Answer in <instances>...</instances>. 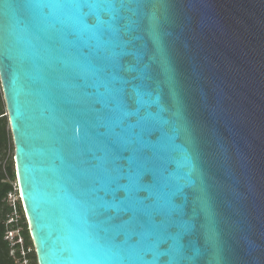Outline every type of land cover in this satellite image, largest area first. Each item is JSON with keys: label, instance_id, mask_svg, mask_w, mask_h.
Returning <instances> with one entry per match:
<instances>
[{"label": "water", "instance_id": "water-1", "mask_svg": "<svg viewBox=\"0 0 264 264\" xmlns=\"http://www.w3.org/2000/svg\"><path fill=\"white\" fill-rule=\"evenodd\" d=\"M0 85L37 264H264V0H0Z\"/></svg>", "mask_w": 264, "mask_h": 264}, {"label": "built area", "instance_id": "built-area-1", "mask_svg": "<svg viewBox=\"0 0 264 264\" xmlns=\"http://www.w3.org/2000/svg\"><path fill=\"white\" fill-rule=\"evenodd\" d=\"M10 150L1 163V170L5 174V181L9 184V190L5 195L4 204L6 213L4 215L3 239L9 248V255L16 264H30L34 252L33 244H29L25 238L28 230L26 216L23 210L18 182L10 179L7 175L6 165L10 159Z\"/></svg>", "mask_w": 264, "mask_h": 264}, {"label": "trees", "instance_id": "trees-1", "mask_svg": "<svg viewBox=\"0 0 264 264\" xmlns=\"http://www.w3.org/2000/svg\"><path fill=\"white\" fill-rule=\"evenodd\" d=\"M8 149L10 150V159L6 165L7 175L10 179H15L14 170V147L12 142V136L10 132L5 102L3 99V93L0 85V264H16L9 255V248L7 243L3 239L4 234V215L6 213V207L4 204V198L9 190V184L5 181V174L1 170V163L7 155ZM25 238L29 244H32L29 232L26 229ZM30 264H37L35 254L31 257Z\"/></svg>", "mask_w": 264, "mask_h": 264}]
</instances>
